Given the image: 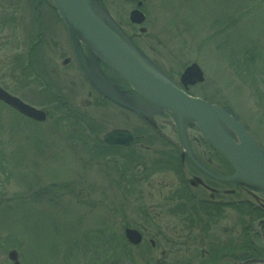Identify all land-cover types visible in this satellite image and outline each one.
<instances>
[{"label": "rangeland", "instance_id": "374dc122", "mask_svg": "<svg viewBox=\"0 0 264 264\" xmlns=\"http://www.w3.org/2000/svg\"><path fill=\"white\" fill-rule=\"evenodd\" d=\"M140 1L137 8L145 22L133 25L127 15L134 2L99 0L168 78L197 63L204 81L190 86L189 92L229 105L264 149V0ZM25 12L23 0H0V85L36 107L44 106L50 117L33 125L0 103V264H10L7 252L12 248L21 264H202L207 259L202 250L213 252L219 245H236L235 256L242 258L246 252L251 257L244 250L250 230L245 226L259 216L256 213L238 208L230 215L235 210L203 201L186 212L179 171L166 170L163 162L145 179L126 169L125 176L134 178L123 189L110 162L86 164L87 154L72 142L69 130L63 131L66 123L54 115V108L42 95L28 96L39 86L20 69L36 41ZM141 26L146 33L138 32ZM58 31H64L62 26ZM34 53L31 50L29 58ZM75 96L73 103L87 107L85 89ZM100 111L89 113L99 121ZM115 112L111 107V115ZM111 121L126 127L116 117ZM162 121L169 133V119H157ZM188 133L198 136L193 128ZM165 150L164 145L151 147L156 156ZM181 199L182 207L177 205ZM125 224L142 231L141 245L132 247L122 239ZM231 224H236L233 231ZM149 239L155 248L148 246ZM254 239L261 244L259 235Z\"/></svg>", "mask_w": 264, "mask_h": 264}, {"label": "flooded vegetation", "instance_id": "af4514ba", "mask_svg": "<svg viewBox=\"0 0 264 264\" xmlns=\"http://www.w3.org/2000/svg\"><path fill=\"white\" fill-rule=\"evenodd\" d=\"M23 1L27 9L25 13L31 28L30 32H33L34 37H36L34 45L31 44L26 55H31V50L36 52L33 56L34 60L32 58L29 60L30 63L34 61L35 66L38 67L36 68L37 77L48 88V93L52 94L49 97V104L52 105L53 103L57 109V103H70V109L82 111L87 121L94 119L89 111L96 113L101 110V120L90 122L93 126L91 124L88 126V142L84 147V150L88 149L86 164H101V162L115 164L120 169L122 182H128L130 178H134L133 174L138 175H136L138 180L145 179L154 173L156 155L154 151H151V147L157 144L164 145L167 150L162 151L163 155H160L162 158H158L160 162L166 165L164 166L166 170L176 168L179 171L185 195L183 202L187 207V209L185 208L186 211L191 212L190 209H193L191 207L195 204L197 207L198 202L203 201L207 206L214 205L218 209L223 206L230 208V211L235 210L230 215H235L238 208H242L249 215L256 213L259 216L254 220L252 219L251 224L245 226L250 227L247 233V239H249L247 250L251 252L252 256L263 259L264 189L239 178L232 179L234 174L232 167L204 138L199 137L197 128H193V130L197 131L198 136L187 133L188 150L198 165L195 164L181 142L172 115L134 91L84 41L77 38V42L73 43L51 0ZM101 4L115 19L109 9L103 3ZM60 26L64 30L62 33L58 31ZM47 29L48 32H46ZM147 56L159 69L166 73L154 58L148 54ZM34 64L32 63L33 67H35ZM179 77L180 74L177 78L171 77L169 74L171 80L187 93H190V86L185 87L180 84ZM80 89H85L89 97L87 107L72 102V99H76L75 94ZM113 99H117L121 103L125 102L130 107L126 104L117 103ZM111 107L116 109L113 115L110 113ZM133 108L140 110L135 111ZM76 111H70V113L75 116L77 115ZM115 117L122 121L123 125L126 124V127L113 125L111 120ZM162 117H167L173 126V128H169V133L162 126L165 124L163 121L157 123V119ZM114 128L129 130L133 137L132 143L129 146L104 143L103 136ZM96 131L101 133L102 145L98 143V135H91ZM171 131L175 138L171 136ZM109 147L116 150L109 152ZM123 150L128 151H124V153ZM129 157L132 158L131 168L136 173L125 176L126 171L123 164L130 159ZM178 204H182V201ZM235 225H229L231 231L235 230ZM258 235L261 238V244H259V240L254 239ZM212 249L213 252L210 251L211 248L202 250L203 259L204 257L208 260L213 259V264H229L235 261L232 258L237 252L236 245L231 249H226L220 245L219 248L216 249L213 246Z\"/></svg>", "mask_w": 264, "mask_h": 264}, {"label": "water", "instance_id": "95a60500", "mask_svg": "<svg viewBox=\"0 0 264 264\" xmlns=\"http://www.w3.org/2000/svg\"><path fill=\"white\" fill-rule=\"evenodd\" d=\"M54 6L72 35L78 34L89 46L98 52L140 95L148 101L173 113L181 138L186 144L185 122H195L203 136L216 147L235 169V177L264 188V152L257 146L236 114L224 108L185 94L169 78L165 77L145 58L128 38L123 40L108 26L99 15L106 14L93 6L92 0H52ZM140 5V3H138ZM97 12L99 15H97ZM133 23H141L144 15L139 10L130 13ZM144 29H141L143 31ZM203 80L197 64L188 66L181 75L183 84H195ZM0 100L20 113L35 120H44L45 113L35 109L19 98L0 88ZM116 101V100H115ZM118 102V101H117ZM231 128L238 142H234L225 130ZM127 136L124 131L114 130L105 135L108 143L128 145L115 137ZM125 236L133 243L141 241V234L134 229H125ZM13 264H19L15 251L9 252Z\"/></svg>", "mask_w": 264, "mask_h": 264}]
</instances>
